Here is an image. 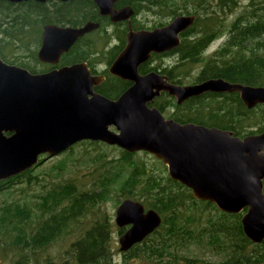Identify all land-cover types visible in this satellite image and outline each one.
Wrapping results in <instances>:
<instances>
[{"label":"water","instance_id":"obj_1","mask_svg":"<svg viewBox=\"0 0 264 264\" xmlns=\"http://www.w3.org/2000/svg\"><path fill=\"white\" fill-rule=\"evenodd\" d=\"M21 3L32 0H7ZM46 3L52 0H34ZM68 1V0H59ZM114 22L130 19L131 6L115 9L116 0H95ZM195 15H178L154 30H131L126 47L110 73L133 84L117 98L96 91L105 79L85 62L47 72L5 61L0 52V181L20 174L84 141H100L135 153L147 151L168 168L169 176L192 189L194 197L214 202L221 210L246 212L243 230L254 243L264 241V131L244 137L234 131L166 117L151 104L163 91L178 104L207 92H238L248 108L264 104V85L233 83L222 77L176 84L157 72L139 73L153 52L171 50ZM98 26L46 24L38 52L40 61L56 64L63 52ZM11 133V134H8ZM119 225L133 224L121 237L126 251L162 223L155 209L126 198L120 204ZM240 264H264L252 261Z\"/></svg>","mask_w":264,"mask_h":264},{"label":"trees","instance_id":"obj_2","mask_svg":"<svg viewBox=\"0 0 264 264\" xmlns=\"http://www.w3.org/2000/svg\"><path fill=\"white\" fill-rule=\"evenodd\" d=\"M238 0H219L217 11L208 12V0H153V6L161 8L169 6L168 10L173 16L179 14L198 15L194 25L190 27L176 48L181 61L178 64V74L171 76L176 83H183L181 67L190 64L205 62L203 53L210 43L221 33L220 27L225 20L224 14L238 5ZM82 3L74 6L72 2L40 3L26 1L12 3L0 0V52L2 58L11 63L16 61L7 59V52L15 46L22 48L33 57L36 62L37 49L41 40L42 26L46 23L79 25L88 18L83 13ZM135 6V5H134ZM227 9V11H226ZM200 28L202 34L193 39L189 34ZM218 28V29H217ZM222 61L207 62L197 81H204L211 77H223L231 82L245 85H264V0H250L238 17L232 22L230 36L219 49ZM85 60L86 55L81 56ZM78 57V58H79ZM66 58V57H65ZM19 65V64H17ZM20 66L33 73L45 71L37 70L29 65ZM96 90L103 95L116 98L129 83L120 78L110 77ZM159 108L167 117L182 123H197L209 127H218L232 130L236 135L261 133L262 125L257 131L245 134V126L255 124L257 111L261 110L264 118V104L248 108L239 96V93H204L178 104L173 96L164 93L151 104ZM100 141L84 140L79 143ZM78 144V143H77ZM76 145V144H75ZM74 145V146H75ZM74 146L70 148L73 151ZM135 153L123 149L122 156L105 165L103 155L92 160L95 171L92 172L90 188L72 177L64 178L66 173L65 162L53 164L49 171L34 173V167L21 172L7 181H0V194L10 195L14 192L13 185L25 183L28 187L46 179V176L56 171L61 176L58 182L52 179L51 186L43 185L42 190L33 194L34 200L30 204L27 200L22 203L19 199L7 200L0 203V237H9L17 257L25 260L32 254L29 250L43 249L63 235H71L72 227L79 219L85 218L91 210L107 199L112 190L119 189L122 197L138 200L139 195H146L152 199L150 208L158 210L163 217L162 226L146 238L142 244L137 245L128 253V258L142 256L143 259H162L171 257L172 261H162L156 264H199L196 257L185 256L180 258L179 251L189 248L192 244H206L216 253L227 254L221 263L207 262L206 264H240L252 261H264V241L254 244L243 230L241 214H224V219L215 224L208 221V226L197 218L193 210H185L197 203H208L197 200L190 190L170 176L156 178L147 176V170L134 159ZM43 162V160H42ZM103 165H100V164ZM102 167H104L102 169ZM40 175H43L41 179ZM147 176V177H145ZM165 181V183H164ZM178 187V188H177ZM19 190V189H18ZM23 190H26V188ZM140 201V200H139ZM210 207L217 209L215 205ZM99 223L98 221L94 226ZM34 224V226H33ZM192 224L193 228H190ZM91 227V226H90ZM97 232V233H95ZM100 230L90 228L86 234L82 233L71 244L72 258L78 264H112V254L109 251V238L101 237ZM108 248V251H107ZM34 257H39L33 252ZM37 263H42L37 261Z\"/></svg>","mask_w":264,"mask_h":264},{"label":"rangeland","instance_id":"obj_3","mask_svg":"<svg viewBox=\"0 0 264 264\" xmlns=\"http://www.w3.org/2000/svg\"><path fill=\"white\" fill-rule=\"evenodd\" d=\"M212 1L217 4L219 3V0H212ZM237 2L238 5L234 6L231 11H227L226 9L228 14L227 15L224 14L225 20L222 24V27L219 28L221 33L203 53L204 60H206L212 53H214L224 45L225 41L230 36V28L232 22L238 17L241 11L246 6L249 5L250 0H238ZM38 46H34V49H37ZM7 59L10 61L14 60L16 61V64L19 65L21 64L29 65L30 67L35 68L37 70H41L44 68L43 64L40 62L39 63L36 62V60L33 57L29 56V53L26 52V50L22 48H16V46L10 52H7ZM204 64L205 62L188 65V68L191 71V73L183 76V80H182L183 83L190 84L196 82L198 75L200 74V72L204 67ZM168 113H170L169 109L167 110L165 115ZM255 115H256L255 124L251 126H245L242 129L243 134L249 131H257L262 125H264V118L262 116L261 110L257 111ZM122 154H123L122 148L118 146L109 145L104 142H99L95 144H91L90 142L78 143L74 146L73 151L69 149L57 156L47 159L45 158L46 156L44 155L42 157L43 162L39 163L34 167V173L39 174L41 171L47 172L50 170L49 167H51L53 164L59 161H63L65 162V167H66V173L64 174L63 179L72 177L79 180L81 184L85 182L86 185L84 184L82 185L86 188H90L91 186L90 182L93 176L92 172L95 171V168L92 164V160L98 157L99 155H103V161H101L100 163L107 161L105 165L109 166L111 165V162L109 161L119 159L122 156ZM134 159L139 164H141L142 167L146 168L147 176L153 175L154 177L161 179L169 176L167 166L150 152L137 151L135 152ZM103 168L104 167H102V169ZM55 174L56 171L46 176L45 180H42L41 182L34 185L32 184V186L28 188L25 183L13 185L12 186V190H14L13 193H11L10 195H6V192L0 194V203H2L5 199L7 200L19 199L22 203H24V201L27 200L29 204L30 201L31 203H33L32 202L34 200L33 194L36 193L37 191L42 190L44 184H46L47 187H50L51 186V182H49L50 179H52L54 182H58L60 179H62L61 176H56ZM40 177L42 179L43 175H40ZM23 188L24 189L26 188V190H23ZM124 199L125 197L121 196L119 189L112 190L111 193L107 196V199L103 203H101L98 207H95L94 210H99V213H97V215L110 217V219L115 223L117 207L120 204V202ZM137 199L143 202L146 206L147 205L150 206L152 202V199L146 195H139ZM185 210L187 211L193 210L195 216L197 218H201V222L205 226H208L209 220L217 221L224 219V216L221 215L219 211H217L216 209L210 206H207L205 203H197L194 206L187 207ZM90 214L92 213L90 212L85 218L80 219L79 222L73 225L71 229L72 231L71 235H63L55 242H53L50 246L40 249L39 251H34L39 254L40 262H42L43 259L44 260L47 259V261H55L57 263L77 264L76 261L72 258L71 244L80 236L82 229L81 222L89 221ZM112 239H113V252L111 254L113 258V263L156 264L162 261H172V258L168 256L163 257L161 260L157 258L146 260L143 259L142 256H135L129 259L128 257L124 256V254L122 255V252H120L119 249V245H120L119 234L116 229V225L113 228ZM13 246L14 245L12 244L11 239L8 236L0 237V264L15 263L11 261V257H13L12 255L13 254L16 255V253L14 252L16 247ZM179 255L181 259H183L185 256H189L190 258L196 257L197 260H199V263H207V262L221 263L226 259L227 256V254L225 253H216L215 251L212 250V247H208L204 243L192 244L189 246V248H182L179 251ZM17 258H18L17 259L18 263L19 261L24 260L23 257H17Z\"/></svg>","mask_w":264,"mask_h":264},{"label":"flooded vegetation","instance_id":"obj_4","mask_svg":"<svg viewBox=\"0 0 264 264\" xmlns=\"http://www.w3.org/2000/svg\"><path fill=\"white\" fill-rule=\"evenodd\" d=\"M32 1H34V0H32ZM148 1L151 3H154L153 0H116L114 2V8L115 9L119 10V9L131 6L132 9L134 10V14L131 16L130 19L121 20L118 22H114L109 14L101 13V9L95 0H68V1L52 0V1L46 2V3H51V2L68 3V2H72L74 4V6L78 5V3H82V5L80 7H84L83 13L85 15H87L88 18L86 20H84L79 25H71V24H67V25L73 26V27H81V26H84L87 22L92 21V22L97 23L98 26L96 28H94L93 30H91L90 32H87L83 36H81L70 47V49L68 51L63 52L61 57H60V60L56 64H50V63H44V62L40 61V59L38 57V52H39V49H40L41 44H42V34L44 31V26L46 24H49V23L44 24L42 26L41 40H40V44L37 48L36 56H37V59L40 61V63H42L46 66V69H45V71H41L38 73L47 72V71H50V70H53L56 68H61L63 66H67V65L85 62V63H87V65L89 66V68L93 74L105 76V79L102 81L101 84L96 86V88L103 85L106 82V80L109 78V74H110L111 75L110 77L120 78L124 81H127L129 83L128 87L126 88V90H127L133 84V82L130 80H127V79H123L117 75L111 74L109 69H110L111 65L113 64V62L115 61V59L118 57V55L126 47L127 41H128V33L131 30H133V31L154 30L155 28L163 27V26L169 24L175 17L178 16L177 15V16L172 17V14H170V12L168 10L169 6H165L164 8H161L159 4H156L158 6H153ZM207 9H208L207 10L208 12L217 11V9H218L217 3L213 2L212 0H208ZM179 15H182V14H179ZM184 15H195L196 20L198 18V15H196V14H188L187 13ZM52 24H58V23H52ZM58 25H63V24H58ZM64 26H66V25H64ZM192 26H190V27H192ZM189 28H187L186 30H184L180 34L181 42H182V38L184 37V34L187 32V30ZM199 31H200V28H197L194 32H192L191 34L188 35L189 38L193 39L195 37L200 36L202 34V31L201 32H199ZM177 47H175L171 50H166V51L161 52V53L153 52L151 54V57L139 66V73L141 75H145V74H148L150 72H157L161 75L166 76L167 80L169 82L176 83V82H173L171 80V78H172L171 76H175L178 74V70H179V68H177L178 64L187 63L185 61L180 60V56H179L178 52L175 51ZM205 50H204V52H205ZM218 51H219V49L217 51H215L214 53H212L205 60V64H207V62H210V61L217 62L218 64H220L223 57H221V55L219 54ZM82 54H83V56L86 55L85 60H83V59H81V57H79ZM181 70H182V73L179 75V78L183 77L184 75H188L189 73H191L188 66H182ZM211 78H216V77H211ZM208 79H210V78H208ZM225 80H227V79H225ZM233 83H236V82H233ZM176 84H179V83H176ZM181 84H184V83H181ZM256 86H259V85H256ZM126 90H124V91H126ZM164 93H168V92L163 91L161 93V95ZM207 93H209V92H207ZM210 93H235V92H210ZM236 93H238V92H236ZM161 95H159V96H161ZM239 96H240V93H239ZM240 98H241V96H240ZM8 134H11V133H8ZM10 178H7V179L1 180V181H7ZM174 181H177V180H174ZM178 182H180V181H178ZM263 182H264V180H263ZM181 184L184 185L183 183H181ZM184 186H186V185H184ZM186 187L190 190V192L192 193V196L194 197L192 189L189 188L188 186H186ZM194 198H196V197H194ZM197 200H200V199H197ZM122 201L120 202V204L122 203ZM200 201H204V202L208 203L209 206L215 205L218 209L217 211H219L221 215H224V214H241V221H242L243 215L245 214V212L247 210V209H245L244 211L239 212V213H231V212H226V211L221 210L214 202H211L209 200H200ZM120 204L118 205L117 210H116V217H117V211H118ZM98 206H96V207H98ZM144 206H145V211H148L149 209H154V208L147 207L145 204H144ZM90 212L92 214L89 215V217H90L89 221H87V222L82 221L81 222L82 229H81L80 236L82 235V233L86 234V232L90 228L91 229L92 228L99 229L100 230L99 235H101V237L109 238V240H110L109 241V246H110L109 251L112 253L113 252L112 234H113L114 226L116 225V229H117L118 234H119V244H120L121 237L133 226V224L119 225L117 223L116 217H115V223H114V221H112L110 219V217L103 216V215H101V216L97 215V213H99V210L93 209ZM80 219H79V221H80ZM97 221L99 223H97V225L94 226V224ZM214 222H216L215 224H218L220 222V220H217ZM162 224H163V217H162L161 225L157 229H155L151 234H149L146 238L152 236V234L155 233L162 226ZM189 226H190V228H193L192 224H190ZM95 233H97V232H95ZM143 241L135 243L131 248H129L126 251L121 250V244H120L119 245L120 252H122V255L124 254V256L127 257L128 253H130V251L132 249H134L137 245L142 244ZM254 244H260V243H254ZM39 250L40 249L29 250L32 254H30L26 258L28 261L26 263H23V262L18 263L17 262L18 258L16 257L17 255L13 254L12 255L13 257H11V261H13L15 263H10V264H65V263H57L55 261H47V259L46 260L43 259L42 263H37V261H40V259H39L40 256L38 258L34 257L33 252L39 251ZM107 251H108V248H107ZM24 260H25V258H24ZM112 261H113V258H112ZM112 264H116V263L112 262ZM144 264H149V263H144ZM199 264H206V263H199Z\"/></svg>","mask_w":264,"mask_h":264}]
</instances>
